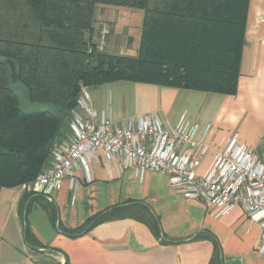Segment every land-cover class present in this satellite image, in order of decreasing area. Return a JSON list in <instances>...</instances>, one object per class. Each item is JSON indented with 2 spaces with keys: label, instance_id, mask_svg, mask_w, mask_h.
<instances>
[{
  "label": "crops",
  "instance_id": "obj_1",
  "mask_svg": "<svg viewBox=\"0 0 264 264\" xmlns=\"http://www.w3.org/2000/svg\"><path fill=\"white\" fill-rule=\"evenodd\" d=\"M143 16L141 9L97 4L94 33L99 22L109 25L105 52L135 56ZM88 92L97 117L110 124L157 112L166 125L196 121L208 140L233 138L264 158V0L248 3L236 93L122 80L88 87ZM210 160L208 153L199 173ZM28 193L21 185L0 189V264H63L65 257L69 264H215L214 242L219 264H264L259 227L241 208L215 218L214 206L186 198L165 175L147 171L140 178L135 167L122 172L115 158L101 151L88 163V171L76 168L49 195ZM26 195L23 228L19 208ZM130 202L147 207L157 220L159 236L128 216L104 221L76 237L57 227L60 222L77 228L97 212ZM26 227L42 247L26 241ZM198 233L205 237L196 239Z\"/></svg>",
  "mask_w": 264,
  "mask_h": 264
},
{
  "label": "trees",
  "instance_id": "obj_2",
  "mask_svg": "<svg viewBox=\"0 0 264 264\" xmlns=\"http://www.w3.org/2000/svg\"><path fill=\"white\" fill-rule=\"evenodd\" d=\"M249 0H0V189L33 181L69 131L82 85L116 80L232 95L236 93ZM97 4L144 12L135 56L96 49ZM6 59L14 62L11 81ZM16 85L31 103L22 111ZM28 193V195H30ZM26 195L20 214L27 212ZM133 217L160 235L157 220L139 202L115 205L70 229V237L120 217ZM55 222V218H54ZM26 241L35 242L28 228ZM198 233L195 238H203ZM211 262L219 264L214 242ZM63 264H69L67 257Z\"/></svg>",
  "mask_w": 264,
  "mask_h": 264
},
{
  "label": "built area",
  "instance_id": "obj_3",
  "mask_svg": "<svg viewBox=\"0 0 264 264\" xmlns=\"http://www.w3.org/2000/svg\"><path fill=\"white\" fill-rule=\"evenodd\" d=\"M108 34V23L99 22L94 36L97 50H104ZM206 135L196 121L182 120L169 126L152 111L110 124L97 117L88 86L82 85L66 138L56 144L36 178L21 187L49 195L76 168L88 171V163L101 151L115 158L122 172L135 167L140 178L147 171L165 175L169 185L186 198L214 206L215 218L241 208L249 221L258 225V251L264 254V158L236 139L214 143ZM208 153L210 163L199 173Z\"/></svg>",
  "mask_w": 264,
  "mask_h": 264
},
{
  "label": "rangeland",
  "instance_id": "obj_4",
  "mask_svg": "<svg viewBox=\"0 0 264 264\" xmlns=\"http://www.w3.org/2000/svg\"><path fill=\"white\" fill-rule=\"evenodd\" d=\"M16 92L19 96V107L22 111H35V110H43V109H51V106L43 103H31L25 98V91L20 85H16ZM25 220L23 218V228L26 224V215H24Z\"/></svg>",
  "mask_w": 264,
  "mask_h": 264
},
{
  "label": "water",
  "instance_id": "obj_5",
  "mask_svg": "<svg viewBox=\"0 0 264 264\" xmlns=\"http://www.w3.org/2000/svg\"><path fill=\"white\" fill-rule=\"evenodd\" d=\"M5 61H6V63L9 65V68H10L11 81H12V82H16V80H17V73H16V71H15V65H14V62L11 61V60H8V59H6ZM40 249H43V248H40ZM45 249H46L47 251H50L49 248H45Z\"/></svg>",
  "mask_w": 264,
  "mask_h": 264
}]
</instances>
